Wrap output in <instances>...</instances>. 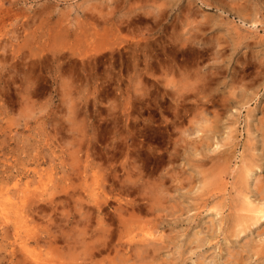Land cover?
Segmentation results:
<instances>
[{"label": "rangeland", "instance_id": "374dc122", "mask_svg": "<svg viewBox=\"0 0 264 264\" xmlns=\"http://www.w3.org/2000/svg\"><path fill=\"white\" fill-rule=\"evenodd\" d=\"M263 202L264 0H0V264H264Z\"/></svg>", "mask_w": 264, "mask_h": 264}, {"label": "bare ground", "instance_id": "6f19581e", "mask_svg": "<svg viewBox=\"0 0 264 264\" xmlns=\"http://www.w3.org/2000/svg\"><path fill=\"white\" fill-rule=\"evenodd\" d=\"M264 203V202H263ZM260 206V205H259ZM258 206V207H259ZM262 206V205H261ZM261 206H260V208H254L255 209V214H256V217L253 219V221L256 223V222H258V221H260V220H264V206H262V208H261ZM252 208V209H253ZM254 224V223H253Z\"/></svg>", "mask_w": 264, "mask_h": 264}]
</instances>
